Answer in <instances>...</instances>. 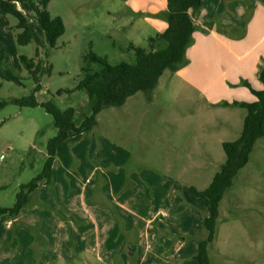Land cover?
<instances>
[{
  "label": "rangeland",
  "instance_id": "rangeland-1",
  "mask_svg": "<svg viewBox=\"0 0 264 264\" xmlns=\"http://www.w3.org/2000/svg\"><path fill=\"white\" fill-rule=\"evenodd\" d=\"M108 9L107 0H50L49 13L64 21L66 32L56 48L45 44L39 56L35 43L18 44L21 31L17 19L0 15V52L5 56V68L16 78H0V207H13L21 186L44 169L47 144L58 134L46 106L73 110L76 127L91 116L87 93H69L83 78L84 56L89 52L109 55L112 66L135 63L134 52L126 49L131 43L129 27L119 36L103 17ZM199 10L205 31L196 27L195 34L201 35L193 36L186 65L176 72L165 71L152 93H139L121 108L103 110L92 131L64 142L60 153L58 148L55 161L60 156L64 168V160L71 159L65 161L66 165L72 161L69 172L83 173L85 180L94 184L95 192L86 204L104 207L107 219L104 214H99L101 219L91 214L94 209L89 208L87 222H70L60 210L42 204L41 208L54 212L69 226L73 252L76 247L79 251L99 250L109 240L110 246L121 244L115 247L127 253L137 251V256L141 249V254L159 264H198L193 243L207 236L204 220L208 211L192 188L205 191L211 185L226 162L223 144L239 139L247 114L240 107L224 105L241 99L239 93L246 90L242 85L238 90L232 86L240 63L216 43L212 33L218 34L221 42L243 40L247 26L256 15L264 14V0H202ZM139 43V48L149 50V44ZM21 57L34 60L31 73L21 64ZM16 100L36 106L21 107ZM76 156L78 163L74 162ZM81 161L86 163L83 169ZM105 183V191L112 187L116 195L147 191V196L138 198L150 205L142 231L127 229L114 199L101 198ZM59 198L62 203L64 198L60 194ZM135 199L120 201L128 204ZM76 203L81 210L79 201ZM88 222L90 229H72L73 223L86 226ZM26 223L12 226L10 241L5 238V228H0V264H120L126 258L77 252L60 256L50 250L44 256L46 239V244H41L37 229ZM24 228L26 233L21 235L18 231ZM62 247L60 244L57 249ZM209 256L211 264H264V138L256 143L248 164L220 203ZM160 257L164 261H159Z\"/></svg>",
  "mask_w": 264,
  "mask_h": 264
},
{
  "label": "trees",
  "instance_id": "trees-1",
  "mask_svg": "<svg viewBox=\"0 0 264 264\" xmlns=\"http://www.w3.org/2000/svg\"><path fill=\"white\" fill-rule=\"evenodd\" d=\"M202 0H167V10L160 15L167 24V30L149 40V50L131 46L136 61L112 66L107 58L99 57L93 52L84 56L85 66L82 69L83 78L78 87L70 91H84L90 98L91 116H86L83 124L76 127L73 118L74 111H60L52 105L46 106L54 119L58 130L56 137L47 144V159L40 175L26 185H22L16 197V203L11 208L0 207V219L9 216L17 218L22 209L29 206L32 196L41 181H46L48 187L53 182V164L56 152L62 143L68 139L88 133L97 126V117L105 109L121 108L127 100L139 93L150 94L156 89L165 71L176 72L186 65V54L193 42L196 26L190 12L197 11ZM50 0H0V15H10L17 19V42L20 46L31 43L37 45L36 55L45 44L50 49L57 46L58 41L65 35L66 27L60 17L49 13ZM21 64L31 73L36 64L34 60L21 57ZM5 56L0 52V78L16 80L12 72L5 68ZM95 65L98 69H94ZM263 88L256 90L248 82H242L256 101L253 103L224 104L225 106L240 107L247 111L243 131L236 142L224 143L226 162L215 175L211 185L205 191L192 188L195 197L202 199L208 209L204 220L207 232L205 239L199 241L196 261L198 264H211L209 246L215 241L219 207L225 193L232 187L233 180L245 168L250 160L256 143L264 138V70L259 75ZM21 107H34L33 103L16 100Z\"/></svg>",
  "mask_w": 264,
  "mask_h": 264
},
{
  "label": "crops",
  "instance_id": "crops-1",
  "mask_svg": "<svg viewBox=\"0 0 264 264\" xmlns=\"http://www.w3.org/2000/svg\"><path fill=\"white\" fill-rule=\"evenodd\" d=\"M107 3L110 5V9H108V15L103 16L105 17L106 23L112 27L113 30L119 34V36H121L122 33L124 34L127 30L126 27H129L128 34L131 43L126 49L131 46L138 47V44H140L139 42L149 44V40L151 38H155L156 36L163 34L168 28L167 22L160 17V15L167 10V0H107ZM201 12L202 11L199 9L197 11L192 10L190 15L195 26L205 31L203 29L204 22L202 20L203 14H201ZM126 13H128V17L122 16ZM115 15H120L121 17L119 16L116 18ZM212 34L216 43L220 44L228 54L240 63L239 67H241V69L236 71L235 81H233L232 86L238 90L243 86L242 82L245 81L251 84V86L256 90H261L263 86L259 81V75L264 70V14L256 15L254 21L247 26L243 40L239 41L236 39L235 41H229V39H227L226 42H221L218 34ZM199 35H201V33H197L194 36L197 39ZM104 57L107 58L109 62V55H105ZM244 89L246 92L249 91L246 87H244ZM246 92H240L239 95H241V99H235L232 103L255 102L256 99L251 92L249 91L248 95ZM76 138L77 137H72L71 139H68L67 142H72ZM67 142L65 141V143ZM62 146L59 148V153L61 152L60 150ZM68 159L66 158L63 162L64 168H62L60 164V156L55 161L53 165V182L51 187L47 186L45 180L39 182L38 189L32 196L31 202L33 204L32 206H34L33 208L25 207L22 209L20 215L15 219L9 216H4L0 219V228H5L4 233L6 240L10 241L11 239L12 226H23L25 225L24 223L29 222L37 229L39 236L42 239L41 244H46L45 239L47 241L48 248H46L44 256L49 253V250L52 251V253H58L60 256H65L66 254L74 256L76 252L78 255L82 253L83 256H85V254L91 256L99 253V256H110L111 258L113 256H126L124 259L120 258V264H130L131 258L132 264H159L156 260L150 259L149 256H146L145 253L141 254L140 248L137 256V251H134V253H127L123 252V248L120 250L115 247L120 246L121 244L114 243L110 246L111 241L109 240H106L99 250L94 247L92 249L85 248L83 251H79L78 247H76L77 250L73 252V249L70 246L71 233L69 232V226L65 224L60 217L55 215L54 212L41 208L42 204L47 206L49 205L54 209L60 210L63 214H65V218H68L70 222H73L74 220L87 222L90 219L91 214H94L101 219L99 214H104V207H90L86 204V200L92 195V192H95L96 187L94 188V184L85 180L83 173H70L68 166H70L72 161L66 165L65 161ZM70 160L71 159H69V161ZM74 162L78 163L77 156L74 158ZM80 165L83 169L85 168L86 163L81 161ZM107 185L108 184L104 185L103 189L100 191L101 198L105 200L108 198L111 200L114 199L113 201L120 207L123 217L126 218L127 229L142 231L144 224L147 222L146 216L150 211V205L140 203L138 198L147 196V191L143 189L141 192H136L135 194L123 193L122 195H116V192L112 187H110L109 191H105ZM59 194L64 198L62 203L60 201ZM125 197L136 199L134 201H130L128 204H124L120 200ZM77 201H79L81 210L77 206ZM89 208L94 209V212L90 214L88 212ZM104 220H107L105 218V214ZM90 225V222H88L86 226H76L73 223L72 229L78 232L83 228L90 229ZM25 229L26 228L19 229L18 232L22 235L23 231L26 233ZM76 236L78 238L79 235L76 234ZM26 237H28L30 243L33 242L28 235ZM202 239L205 238L201 237L197 240V242L193 243L197 246L196 253L194 254L195 259L198 254L199 241ZM60 244L63 247L57 249V246ZM137 246L130 245V247H133L134 249H136L135 247ZM163 258L164 257H160L158 260L162 262L164 261ZM61 260L64 261V259ZM68 260L69 259H67V262ZM176 264L181 263L176 262Z\"/></svg>",
  "mask_w": 264,
  "mask_h": 264
},
{
  "label": "built area",
  "instance_id": "built-area-1",
  "mask_svg": "<svg viewBox=\"0 0 264 264\" xmlns=\"http://www.w3.org/2000/svg\"><path fill=\"white\" fill-rule=\"evenodd\" d=\"M2 159H3V157H2Z\"/></svg>",
  "mask_w": 264,
  "mask_h": 264
}]
</instances>
